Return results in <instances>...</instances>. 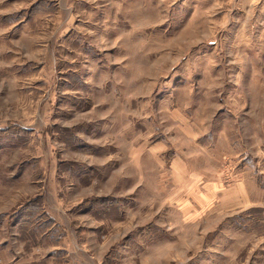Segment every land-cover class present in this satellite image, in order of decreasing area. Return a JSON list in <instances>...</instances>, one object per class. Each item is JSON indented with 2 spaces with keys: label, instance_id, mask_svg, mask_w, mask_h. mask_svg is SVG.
<instances>
[{
  "label": "rangeland",
  "instance_id": "374dc122",
  "mask_svg": "<svg viewBox=\"0 0 264 264\" xmlns=\"http://www.w3.org/2000/svg\"><path fill=\"white\" fill-rule=\"evenodd\" d=\"M0 264H264V0H0Z\"/></svg>",
  "mask_w": 264,
  "mask_h": 264
},
{
  "label": "crops",
  "instance_id": "0c3cea01",
  "mask_svg": "<svg viewBox=\"0 0 264 264\" xmlns=\"http://www.w3.org/2000/svg\"><path fill=\"white\" fill-rule=\"evenodd\" d=\"M181 178V177H180ZM182 179L184 180V176H182ZM182 180H180V182H181ZM185 181V180H184ZM184 181H182V184H184ZM181 186V188H182V185H180ZM209 186H212L211 188L213 189V187H214V184H210ZM184 189L185 190H183V191H186V190H189V191H195L196 189H194L192 186H190V187H188V188H185L184 187ZM203 189H206V190H211V189H208V185H205V187H203ZM182 191V192H183ZM194 194H192V193H188L187 195H186V197H187V199L188 200H190L191 201V197L193 196ZM203 197H206V195H204Z\"/></svg>",
  "mask_w": 264,
  "mask_h": 264
}]
</instances>
